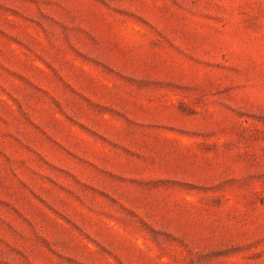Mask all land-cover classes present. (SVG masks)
<instances>
[{"label": "rangeland", "instance_id": "rangeland-1", "mask_svg": "<svg viewBox=\"0 0 264 264\" xmlns=\"http://www.w3.org/2000/svg\"><path fill=\"white\" fill-rule=\"evenodd\" d=\"M0 264H264V0H0Z\"/></svg>", "mask_w": 264, "mask_h": 264}]
</instances>
